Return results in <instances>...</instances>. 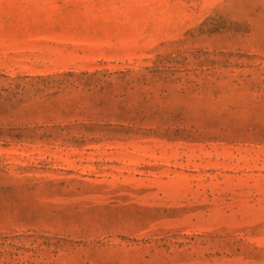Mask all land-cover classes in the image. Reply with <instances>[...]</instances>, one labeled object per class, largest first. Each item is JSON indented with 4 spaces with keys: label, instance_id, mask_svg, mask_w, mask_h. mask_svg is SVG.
Listing matches in <instances>:
<instances>
[{
    "label": "rangeland",
    "instance_id": "374dc122",
    "mask_svg": "<svg viewBox=\"0 0 264 264\" xmlns=\"http://www.w3.org/2000/svg\"><path fill=\"white\" fill-rule=\"evenodd\" d=\"M0 264H264V0H0Z\"/></svg>",
    "mask_w": 264,
    "mask_h": 264
}]
</instances>
